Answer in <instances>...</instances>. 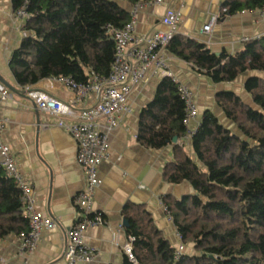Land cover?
<instances>
[{
	"label": "trees",
	"instance_id": "obj_1",
	"mask_svg": "<svg viewBox=\"0 0 264 264\" xmlns=\"http://www.w3.org/2000/svg\"><path fill=\"white\" fill-rule=\"evenodd\" d=\"M13 12L27 3L30 35L11 62L17 84L26 88L47 79L72 78L88 84L92 74L108 77L116 44L109 27L123 28L135 6L152 0H11ZM224 16L260 12L264 0H227ZM215 84L235 82L254 72L245 84L247 102L233 92L216 98L228 123L211 110L191 137L193 153L173 141L187 138L186 102L171 78L160 84L155 101L143 110L139 141L154 150L174 147L166 180L195 190L180 200L165 199L183 243L197 254H183L164 237L147 211L126 219L135 238L138 264H264V36L244 43L234 56L214 55L205 45L176 35L168 47ZM23 193L0 167V246L10 236L29 231ZM125 264H132L126 258Z\"/></svg>",
	"mask_w": 264,
	"mask_h": 264
},
{
	"label": "crops",
	"instance_id": "obj_2",
	"mask_svg": "<svg viewBox=\"0 0 264 264\" xmlns=\"http://www.w3.org/2000/svg\"><path fill=\"white\" fill-rule=\"evenodd\" d=\"M226 1L139 3L136 34L151 37L157 32H168L163 18L171 9L182 18L177 35L205 45L218 57L234 56L243 49L246 38L264 35V19L261 12L224 16ZM121 7L131 14L137 5L122 2ZM13 14L12 1L0 0V77L18 90L29 88L65 102H75L74 93L58 79L43 80L26 88L17 84L11 62L30 34L17 25ZM215 16L218 21L212 32H204V27ZM164 56L174 77L196 98L199 117L192 120L191 130L196 131L202 115L208 110L228 123L216 104V98L222 92H233L251 102L245 84L254 72L241 75L232 83L215 84L168 48ZM165 78L162 73L151 72L129 98L131 113L122 114L119 126L109 134V159L99 166L100 185L94 198V209L104 214L106 223L85 233V243L97 252V257L89 264H125L124 248L130 237L124 221L136 216L139 210L147 211L158 230L176 249L182 243L164 200H180L196 192L187 182L175 185L165 178V167L174 161L173 145L154 150L139 141L143 110L155 101ZM96 103V95L91 94L77 104L76 110L89 109ZM36 108L30 98L11 92V97L0 103V119L6 123L1 139L10 148L18 172L33 189L36 210L53 218L59 227L42 231L36 249L27 254L21 252L19 236L8 237L0 246V264H67L64 260L67 232L78 216L74 199L86 186L85 172L77 160L76 141L63 129L49 125L52 123L50 116ZM177 144L193 153L191 138H182ZM191 250L195 249L185 244L183 254L190 255Z\"/></svg>",
	"mask_w": 264,
	"mask_h": 264
},
{
	"label": "built area",
	"instance_id": "obj_3",
	"mask_svg": "<svg viewBox=\"0 0 264 264\" xmlns=\"http://www.w3.org/2000/svg\"><path fill=\"white\" fill-rule=\"evenodd\" d=\"M161 2L162 0H152L150 3L160 4ZM138 8L140 6L137 5L133 9L131 21L125 27H109L108 29L116 44L115 60L108 77L92 74V79L88 84L78 83L72 78L58 79L74 93L75 102H65L45 92L29 88L26 90L27 96L37 109L52 119L49 125L63 129L76 141L77 160L86 176L85 188L74 199L78 216L74 226L67 232L64 253V260L67 264H89L97 257L96 250L85 243V233L106 223L104 214L94 209L95 192L100 185L99 166L109 159L110 132L119 126L122 114H129L132 111L128 104L132 92L144 82L151 72L162 73L166 78H171L178 84L187 106L184 121L190 130L187 138H191L195 132L190 129V124L192 120L199 117L196 98L174 77L164 56V51L177 35L182 21L181 15L174 10H168L163 23L169 31L143 37L136 34ZM260 12L264 19V9ZM13 17L17 25L23 27L31 18L27 11V3L14 12ZM217 21L218 17H213L204 27V32L211 33ZM261 37L246 38L244 41ZM91 94L97 97L95 106L77 111V104ZM10 97V90L0 82V103ZM5 124V121L0 119V167L6 170L7 175L14 180L23 193V210L30 227L28 232L21 233L19 237L21 252L27 254L36 249L42 231L57 229L59 223L36 210L33 189L18 172L10 148L2 142L1 135ZM178 237L182 241L177 249V258H180L185 251V244L179 233ZM134 241L135 238L130 237L124 250L132 264H138L133 252Z\"/></svg>",
	"mask_w": 264,
	"mask_h": 264
},
{
	"label": "water",
	"instance_id": "obj_4",
	"mask_svg": "<svg viewBox=\"0 0 264 264\" xmlns=\"http://www.w3.org/2000/svg\"><path fill=\"white\" fill-rule=\"evenodd\" d=\"M0 82H1L6 88H8L13 94L20 95V96H23V97H25V98H29V97L27 96V91H21V90L16 89L14 86H12V85H10L9 83H7L2 77H0ZM35 108H36V106H35ZM36 109H37V108H36ZM38 111H39V110H38ZM173 142H174L175 144H177L178 139L175 138ZM124 225H125L126 227H128V222H127L126 220L124 221Z\"/></svg>",
	"mask_w": 264,
	"mask_h": 264
},
{
	"label": "rangeland",
	"instance_id": "obj_5",
	"mask_svg": "<svg viewBox=\"0 0 264 264\" xmlns=\"http://www.w3.org/2000/svg\"><path fill=\"white\" fill-rule=\"evenodd\" d=\"M190 247H193L194 248V245L193 244H191L190 245ZM195 249V248H194ZM192 251V250H191ZM184 253V252H183ZM195 254H197V252L194 250V251H192L191 253H190V255H195Z\"/></svg>",
	"mask_w": 264,
	"mask_h": 264
}]
</instances>
